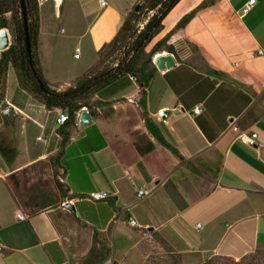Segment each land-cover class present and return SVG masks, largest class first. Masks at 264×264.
<instances>
[{
    "label": "crops",
    "instance_id": "obj_1",
    "mask_svg": "<svg viewBox=\"0 0 264 264\" xmlns=\"http://www.w3.org/2000/svg\"><path fill=\"white\" fill-rule=\"evenodd\" d=\"M104 1L37 0V56L56 92L84 76L63 77L69 75L58 20L80 25L78 42L86 41L98 61L141 0ZM224 1L197 0L169 30L163 21L170 13L164 17L156 39L174 30L168 45L176 65L156 69L143 109L135 79L121 76L92 97L107 105L93 115L86 110L88 124L75 119L60 126L62 111L47 110L23 89L17 103L8 99L9 68L5 103L14 118L8 122L19 127L13 144H6L15 152L13 162L0 153V264H152V247L180 264H201L212 256L239 259L264 246V0L244 15L240 9L248 0L234 7ZM160 109L169 114L165 124L154 116ZM143 111L182 160L149 132ZM34 131L44 137L18 146ZM61 131L68 133L64 146ZM240 132L256 133L252 148L239 142ZM142 136L154 145L143 155L137 150ZM139 190L149 195L138 199ZM94 191L110 196L76 200Z\"/></svg>",
    "mask_w": 264,
    "mask_h": 264
},
{
    "label": "trees",
    "instance_id": "obj_2",
    "mask_svg": "<svg viewBox=\"0 0 264 264\" xmlns=\"http://www.w3.org/2000/svg\"><path fill=\"white\" fill-rule=\"evenodd\" d=\"M179 0H150L149 8L151 10L155 9L157 6L161 9L159 14L161 17L159 21H156L154 16L144 28L145 32L141 33L135 39L132 50L125 58L119 60L116 66L109 67L107 69L96 70V67L101 63L100 53L105 47L110 49V54L118 50L123 42L132 33L131 18L139 12L136 8L133 9L128 17L125 19L120 30L114 37V39L103 46V48L98 52V61L95 69L90 70L84 76L78 78L72 88L60 93L51 89L48 83L42 76V72L39 65V60L37 56V38L39 33V12L37 0H25V6L27 10V26L29 32V39L31 44V58L29 59L24 46V31L23 22L20 13L19 0H0V28L10 29L12 34V43L9 48L0 54V118L8 121L7 118L2 116L1 112L7 108L5 103V90H6V78L9 68H11L17 80V83L21 89L31 95L37 102L44 105L47 110H60L67 113L68 121L74 122L76 119V113L82 108L93 115L96 109H101L103 106L107 105L104 102L93 101L92 97L101 89L108 86L121 76H131L135 79L136 84L139 87L140 99L139 104L143 109L145 107V98L147 89L154 78L156 73V68L152 62V57L162 51H167L168 53L174 54V50L168 45L169 39L171 38L174 30L169 32L161 40H158L149 49V45L152 40L158 35L162 30L161 22L168 12L174 7V5ZM206 2H203L196 10L204 7ZM196 11L191 14L184 16L176 26V30H182L186 24L190 21ZM9 15V16H7ZM147 31H150L147 34ZM148 49V50H147ZM130 56V57H129ZM95 71V72H94ZM36 78H39L44 86V90L39 88ZM143 119L145 125L149 132L155 137V139L164 147L171 150L173 154L179 157L178 152L169 144H167L161 135L159 134L156 126L149 120L146 112L143 111ZM66 122V123H67ZM61 145L64 146L68 140V133L62 132ZM154 149V145L146 139V137H139V143H137L138 152L143 155L151 152ZM0 153L7 160L8 163H12L15 158L14 150L5 146L0 141ZM62 152L56 155V159L61 156ZM58 191L64 197L65 193L63 191L62 185L60 183L56 184ZM253 252V251H252ZM247 253L241 258H246ZM177 258V256L173 255ZM221 257V256H212ZM212 257H209L203 261L201 264H210ZM232 260L234 264H240L239 262H234L236 259L221 257Z\"/></svg>",
    "mask_w": 264,
    "mask_h": 264
},
{
    "label": "rangeland",
    "instance_id": "obj_3",
    "mask_svg": "<svg viewBox=\"0 0 264 264\" xmlns=\"http://www.w3.org/2000/svg\"><path fill=\"white\" fill-rule=\"evenodd\" d=\"M197 0H181L178 5L175 7L174 10L170 14L166 16V18L163 21V24L165 25L166 29L169 30L171 28V25L176 22V19L179 20V15L181 11L185 7H190L193 5ZM223 2V1H222ZM224 2H227L225 0ZM231 6H236L242 2V0H230L228 1ZM150 0H141L137 6L135 7L139 12L136 14V18L134 19V16L131 18V24L132 27V33L129 37L123 42V44L120 46V48L116 51H114L112 54H110V49L108 47H105L103 51L100 53V60L101 63L97 66V57L94 52L89 48V45L86 41H79V33L81 34V27L80 25L75 27L67 21V19H59L57 24V34H58V42L60 45V55H62V64L65 69H67V73L65 76L66 79H73L72 77H77L85 75L87 72H89L92 69L100 70L102 68L107 69L109 67H113L119 60L126 57L127 54L132 50V45L141 33H144L145 27L148 24V22L154 17H156V21H159L160 19V13L161 9L159 6H157L155 9L151 10L149 8ZM164 9V8H163ZM162 9V10H163ZM9 16V15H7ZM128 17V16H127ZM83 28V26H82ZM63 29L64 32L61 33L60 30ZM9 36L11 38L12 43V34L11 30L7 29ZM81 31V32H80ZM76 32V36H74ZM150 31H147V34ZM157 42L156 37L152 40L150 43L148 49ZM79 46L80 48V58L79 59H73L72 54L74 52L75 47ZM169 46V45H166ZM147 49V50H148ZM167 52V51H165ZM94 71V72H95ZM11 73V83L8 85V92L7 96L8 99L14 103H17L18 99H20L21 96V89L17 84L15 73L12 69H10ZM65 79V78H64ZM19 127V122L16 121L11 126L8 121H5L0 118V141L6 146V144H13V137L15 134V129ZM37 135H40L41 138L44 137V134L41 132H31L23 135L18 140V146L23 144V142L26 140L30 143V145H33V140ZM8 147V145H7ZM149 259L152 264H180L178 258L174 257L172 254H170L167 250H162L160 247H152L150 248V256ZM210 264H234L232 260L221 258V257H212L209 261ZM234 262H239L240 264H264V246L263 247H257L251 254L247 255V257L236 259Z\"/></svg>",
    "mask_w": 264,
    "mask_h": 264
},
{
    "label": "built area",
    "instance_id": "obj_4",
    "mask_svg": "<svg viewBox=\"0 0 264 264\" xmlns=\"http://www.w3.org/2000/svg\"><path fill=\"white\" fill-rule=\"evenodd\" d=\"M259 0H248L240 9L241 15H244L246 13H248L250 11V9L256 4V2H258ZM100 5L101 6H105L106 2L104 0H100ZM165 53V52H164ZM79 54H80V49L76 48L74 50L73 53V58L74 59H78L79 58ZM171 54V53H170ZM258 55H262L263 52L262 51H258L257 52ZM173 56V54H171ZM130 57V56H129ZM154 57L152 58V62L154 61ZM116 66V64L114 65ZM81 110H85V108H82ZM80 112V111H79ZM79 112L76 113V119L79 120ZM194 114H199L200 113V109L199 108H195L193 110ZM158 121H160L161 123L165 124L169 118V114L165 109H160L158 110L155 115H154ZM68 115L65 112H58L57 114V119H56V124L57 125H64L67 121H68ZM256 133L253 132H240L238 134V140L239 142H241L243 145L252 148L255 145V141H256ZM40 139V138H39ZM149 195L148 191H144V190H139L136 194L138 199H142L145 196ZM110 194L108 192L105 191H94V192H90L84 196H79L76 198L77 201H90V202H100V201H106L109 198ZM17 218L19 220H23L24 216L22 214H18ZM128 222L131 226H135L136 222L135 220H133L132 218L128 219ZM196 229H200V225L197 224ZM3 248L0 244V254L2 253Z\"/></svg>",
    "mask_w": 264,
    "mask_h": 264
},
{
    "label": "water",
    "instance_id": "obj_5",
    "mask_svg": "<svg viewBox=\"0 0 264 264\" xmlns=\"http://www.w3.org/2000/svg\"><path fill=\"white\" fill-rule=\"evenodd\" d=\"M19 6H20V13H21V18L23 22L24 46H25L27 56L30 59L31 58V44H30L29 32H28V26H27V10L25 6V0H19ZM10 45H11L10 36H9L7 29H1L0 30V52L7 50ZM153 64L158 71H165L167 69L173 68L176 65V62L170 53L165 52L161 54L160 56H158L157 58H155L153 61ZM36 80L38 82L39 88L41 90H44V86L39 80V78H36ZM1 114L5 118H7L10 122H13L14 110L12 107H7L5 110L1 112ZM79 119L82 124H88L91 121V116L87 111L83 110L79 114ZM65 205H66L65 207L67 208L70 207L71 210L73 211V208L69 206V204L66 203Z\"/></svg>",
    "mask_w": 264,
    "mask_h": 264
},
{
    "label": "bare ground",
    "instance_id": "obj_6",
    "mask_svg": "<svg viewBox=\"0 0 264 264\" xmlns=\"http://www.w3.org/2000/svg\"><path fill=\"white\" fill-rule=\"evenodd\" d=\"M158 56H159V55H158V53H157V55H155L154 58H157Z\"/></svg>",
    "mask_w": 264,
    "mask_h": 264
}]
</instances>
